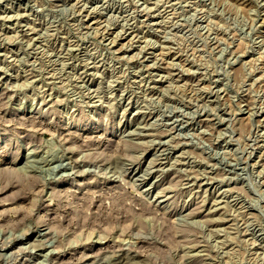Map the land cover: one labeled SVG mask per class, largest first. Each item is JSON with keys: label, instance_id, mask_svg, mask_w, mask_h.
<instances>
[{"label": "rangeland", "instance_id": "obj_1", "mask_svg": "<svg viewBox=\"0 0 264 264\" xmlns=\"http://www.w3.org/2000/svg\"><path fill=\"white\" fill-rule=\"evenodd\" d=\"M0 264H264V0H0Z\"/></svg>", "mask_w": 264, "mask_h": 264}]
</instances>
